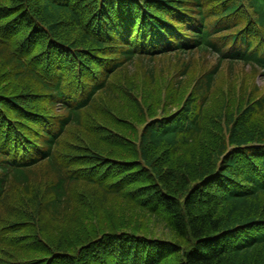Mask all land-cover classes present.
I'll return each mask as SVG.
<instances>
[{
    "label": "trees",
    "instance_id": "1",
    "mask_svg": "<svg viewBox=\"0 0 264 264\" xmlns=\"http://www.w3.org/2000/svg\"><path fill=\"white\" fill-rule=\"evenodd\" d=\"M234 63L264 74V0H0V264H264V90Z\"/></svg>",
    "mask_w": 264,
    "mask_h": 264
},
{
    "label": "rangeland",
    "instance_id": "2",
    "mask_svg": "<svg viewBox=\"0 0 264 264\" xmlns=\"http://www.w3.org/2000/svg\"><path fill=\"white\" fill-rule=\"evenodd\" d=\"M180 54L177 55H169V56H163V57H156L154 59L155 62V72L163 77V78H169V75L172 73L173 70L175 69V66L178 64V61L182 60H191V61H203L207 60V65H212L214 63L215 57L212 55H207L204 56L202 54H199L197 52L195 53H189L186 55L179 56ZM138 67H132L133 69H138V70H146L148 67V61L147 60H138L134 63ZM228 67H224L223 71L220 75L219 78V83L225 84L226 82L230 80H234L235 84H239L242 81H247L246 83L250 84L248 81H255L260 87L264 90V74H262L258 70H254V68H251L249 65H244L242 63H234V65H231V70H232V75H230V72L227 73ZM173 71V72H172ZM227 76H230V80L228 79ZM162 78V79H163ZM164 80V79H163ZM88 218V217H86ZM135 218V217H134ZM138 218V217H137ZM136 218V219H137ZM142 219V218H141ZM145 222L141 223V228L142 229H148V233L153 235L152 233L155 231V234H161V229L160 227L157 228L156 230L153 229V225L150 223H147L146 219L143 218ZM135 220V219H133ZM132 221V219H131ZM141 222L140 220H137ZM138 224V222H135Z\"/></svg>",
    "mask_w": 264,
    "mask_h": 264
}]
</instances>
